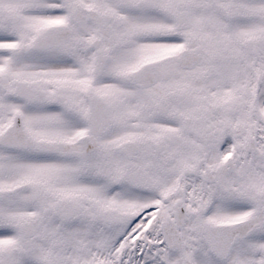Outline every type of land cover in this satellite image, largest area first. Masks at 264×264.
<instances>
[{
    "label": "snow or ice",
    "instance_id": "obj_1",
    "mask_svg": "<svg viewBox=\"0 0 264 264\" xmlns=\"http://www.w3.org/2000/svg\"><path fill=\"white\" fill-rule=\"evenodd\" d=\"M0 264H264V0H0Z\"/></svg>",
    "mask_w": 264,
    "mask_h": 264
}]
</instances>
